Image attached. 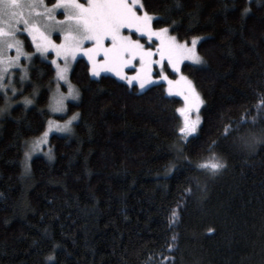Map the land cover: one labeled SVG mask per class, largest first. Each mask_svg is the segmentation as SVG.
Wrapping results in <instances>:
<instances>
[{"label":"trees","instance_id":"trees-1","mask_svg":"<svg viewBox=\"0 0 264 264\" xmlns=\"http://www.w3.org/2000/svg\"><path fill=\"white\" fill-rule=\"evenodd\" d=\"M145 2L163 20L155 27L203 37L207 63L182 66L204 101L199 131L179 141L183 100L165 93L166 82L138 91L113 75L91 77L81 57L71 72L74 132L52 135L53 157H33L26 172L55 86L54 66L34 57L0 114V264H264V118L241 121L264 96V0ZM225 125L234 130L225 135ZM210 146L225 164L214 175L196 167Z\"/></svg>","mask_w":264,"mask_h":264},{"label":"snow or ice","instance_id":"snow-or-ice-1","mask_svg":"<svg viewBox=\"0 0 264 264\" xmlns=\"http://www.w3.org/2000/svg\"><path fill=\"white\" fill-rule=\"evenodd\" d=\"M154 19L163 23L161 17L148 10L145 0H0V93L4 100L0 114L8 111L18 91L22 93L16 83L23 84L29 79V64L33 58L38 56L47 60L50 53H54L51 65L54 66L55 89L48 107L52 113H66L67 101L80 96L70 79V70L77 57L82 56L87 59L91 77L110 72L126 82L129 88L136 86L140 91L150 89L160 81L166 82V94L175 93L183 97V105L175 109L180 114L176 130L179 141H186L197 132L201 121L199 108L204 101L192 80L181 72L180 66L184 61H190L192 65L207 63L197 50V42L203 37L179 39L170 32V26L154 27ZM54 34H57L55 39ZM145 38L148 46L141 42ZM26 40L32 51L25 47ZM154 67L158 68L157 75L153 74ZM166 67L172 70L176 79L169 77ZM126 68L129 71H125ZM62 83L67 91H61ZM33 102L30 97L23 96L25 107ZM255 109L256 115L242 116L241 121L255 123L257 116L264 118V96L257 100ZM78 116L79 113H73L62 121L51 118L47 121L45 130L25 150L26 172L30 170L32 154L41 151L42 145H47L49 132H71L72 123ZM230 130H234L232 125L224 126L225 135ZM257 139L253 137L250 143L254 144ZM46 154L49 159L53 157L50 148ZM196 167L214 175L225 164L210 146L208 157ZM177 217L178 213L173 209L169 223H174ZM175 241L176 236L173 235L166 248L174 249ZM173 259L163 257L167 264H171ZM152 260L149 257V261Z\"/></svg>","mask_w":264,"mask_h":264},{"label":"rangeland","instance_id":"rangeland-1","mask_svg":"<svg viewBox=\"0 0 264 264\" xmlns=\"http://www.w3.org/2000/svg\"><path fill=\"white\" fill-rule=\"evenodd\" d=\"M155 27V26H154ZM170 32H171V30H170ZM172 33V32H171ZM56 35L57 34H54L53 35V38L55 39L56 38ZM174 35V34H173ZM134 38H136L135 36H134ZM201 41V40H200ZM200 41H198L197 42V48H198V44H199V42ZM59 42V41H58ZM142 43H145V45L146 46H148V44H147V42H146V38L145 39H142V41H141ZM87 46V45H86ZM198 50V49H197ZM12 54H14V52L12 53ZM52 55H54V53H50V55H49V57H48V61H50L51 62V58H52ZM82 56H78L77 57V59L78 58H81ZM84 58H86V57H84ZM77 61V60H76ZM76 61H74L73 62V64H72V68H71V70H70V79H71V72H72V70H73V67H74V65H75V63H76ZM185 63H191L190 61H184L182 64H181V72L184 74V72L182 71V66L185 64ZM202 65H204V64H202ZM29 66H30V64H29ZM196 66H201V65H196ZM125 71H129V69L128 68H126L125 69ZM165 71H166V73L169 75V77H171L172 79H176V76H171L170 75V72H172V70L170 69V68H165ZM173 73V72H172ZM104 74H109V75H113V76H115L113 73H110V72H103L102 74H101V76L102 75H104ZM153 74L154 75H157L158 74V68H155L154 67V70H153ZM184 75H186V74H184ZM186 76H188V75H186ZM116 77V76H115ZM189 77V76H188ZM94 78H98V77H94ZM118 78V77H117ZM119 79V78H118ZM189 79H191L190 77H189ZM120 80V79H119ZM192 80V79H191ZM122 81V80H121ZM25 82L26 81H24V83L23 84H21V83H19V82H17L16 83V87H17V89H21L20 87H22V85H23V87L25 86ZM192 82H193V80H192ZM193 84H194V82H193ZM194 86H195V84H194ZM22 87V88H23ZM77 88V87H76ZM55 89V86H54V88H53V90ZM195 89H196V91L200 94V92L198 91V89L196 88V86H195ZM137 90H138V88H137ZM61 91H67V87L62 83L61 84ZM138 91H140V90H138ZM19 94V91H18V93L12 98L13 99V101H14V103H15V97L17 96ZM170 96H176V97H180L182 100H183V97L182 96H180V95H177V94H175V93H173V94H171ZM200 96H201V94H200ZM80 97V96H79ZM201 98H202V96H201ZM203 99V98H202ZM79 100V98L78 99H76V100H69V101H67V104H68V111L66 112V113H52L51 112V119H53V120H64V119H67L69 116H71L73 113H69V103H72V102H77ZM13 103V104H14ZM183 103H184V100H183ZM202 107H203V104H201L200 105V108H199V115H200V117H201V110H202ZM192 115H193V118H194V116H195V110L193 111V113H192ZM79 121V116H78V118L75 120V121H73V123H72V130H71V132H66V133H62V132H55V131H51V132H49V136H48V138H47V141H48V143H47V145H42L41 146V148H42V150L41 151H37V152H34L33 154H32V156H31V159H30V161H29V164H30V162H31V160H32V158L33 157H35V156H37V155H43V156H47V152H48V150H49V148L51 149V151H52V148H51V146H50V139H51V136L52 135H54V134H58V135H62V136H70V135H72L73 134V132H74V129H75V125H76V123ZM201 122H202V120L200 121V124L198 125V128H197V132L199 131V128H200V125H201ZM196 132V133H197ZM196 133H193L192 135H190L188 138H190V137H192V136H194ZM187 138V139H188ZM31 142V141H30ZM29 142V143H30ZM28 146V145H27ZM24 159H25V157H24ZM23 164H24V161H23Z\"/></svg>","mask_w":264,"mask_h":264}]
</instances>
